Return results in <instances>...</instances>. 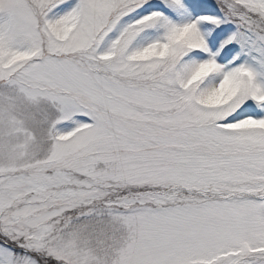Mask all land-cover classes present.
Instances as JSON below:
<instances>
[{
  "label": "snow or ice",
  "instance_id": "obj_1",
  "mask_svg": "<svg viewBox=\"0 0 264 264\" xmlns=\"http://www.w3.org/2000/svg\"><path fill=\"white\" fill-rule=\"evenodd\" d=\"M0 264H264V0H0Z\"/></svg>",
  "mask_w": 264,
  "mask_h": 264
}]
</instances>
